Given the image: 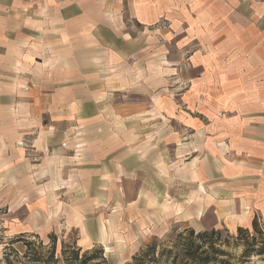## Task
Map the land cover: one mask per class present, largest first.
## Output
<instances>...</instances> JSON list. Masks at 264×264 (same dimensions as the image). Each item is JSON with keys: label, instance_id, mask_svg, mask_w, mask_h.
I'll return each mask as SVG.
<instances>
[{"label": "rangeland", "instance_id": "374dc122", "mask_svg": "<svg viewBox=\"0 0 264 264\" xmlns=\"http://www.w3.org/2000/svg\"><path fill=\"white\" fill-rule=\"evenodd\" d=\"M182 1L174 0L178 6L160 11L151 22L143 12L149 6H137L135 0L0 1L7 10L13 6L8 25L15 27L20 17L30 25L43 21L41 39L46 40L44 52L30 45V54L8 62L11 77L6 78L13 88L6 100L12 108L0 110V264L4 248L17 238L30 243L11 246L20 257L15 263L21 264H42L33 263L31 254L45 257L54 242L56 258L62 246L70 252L80 248L79 259L101 248L106 264H129L153 238L164 243L189 228L219 230L222 240L232 243L233 226L248 215L246 204L240 202L244 209L238 213L234 203L244 173L233 169L244 158L234 154L231 142L211 136L196 149L182 122L197 114L193 95L202 80L199 104L214 109V115H199L205 122L240 116L218 102L223 70L221 84L240 74L253 90L264 86V14L244 18V0L231 8L221 5L214 15L221 41L198 43L194 1ZM253 1L259 5L261 0ZM52 2L65 10L100 8L107 27L78 29L64 42L63 35L74 29L53 16ZM239 17L253 29L229 41L224 28ZM31 30L29 40L35 41ZM215 52H242L250 59H206ZM9 154L13 166L5 169ZM198 165L209 169L200 184L193 181ZM43 201L50 207L45 215L39 210ZM228 203L231 207L221 208ZM249 215L264 235L260 212L253 209ZM238 228L253 233L251 225ZM224 250L240 264L242 246L232 243ZM248 260L245 264H264V256L252 254Z\"/></svg>", "mask_w": 264, "mask_h": 264}, {"label": "crops", "instance_id": "0c3cea01", "mask_svg": "<svg viewBox=\"0 0 264 264\" xmlns=\"http://www.w3.org/2000/svg\"><path fill=\"white\" fill-rule=\"evenodd\" d=\"M1 1V0H0ZM8 1V0H5ZM164 2L162 4L161 2ZM174 0H135V2L141 5L147 4L149 7L146 12H144V19H149V22L155 21L157 14L160 11L166 12V10L171 9L174 4ZM180 4L183 3L182 0ZM190 1V0H189ZM193 7H195L198 17L196 19L197 24V36L196 40L198 43H204L207 41L213 42L215 44L217 41H221V26L219 22V26H217V17L214 18L216 9H219L221 5L226 8H231L232 5H236V0H192ZM51 2H48L50 4ZM50 5V10L53 13V16L57 19H66V28H73L74 31L72 33H65L62 37L63 41L67 42V38H69L72 34L76 35L78 29L86 31L88 29H97L103 28L106 26L104 20H102V12L100 8H97L95 12H91L88 8H83L80 6L69 7V9L65 10L64 7H60L54 4ZM227 3V4H226ZM178 6V5H175ZM174 6V7H175ZM12 9L7 10V7H3L0 5V110H10L12 108L11 101H7L6 99L9 97V93L12 92L13 84L11 81H8L6 77H11V74L8 73V62L12 61L14 58L22 59L23 54H30V45L36 46V48L40 52H44L45 48V39H41V33L43 31L44 22L37 20L34 24H29L27 20H23L20 17V22L16 24L15 27H12L11 21L10 25L7 24V19L13 14V6ZM222 8V7H221ZM241 8L244 10V18L246 16L252 14L253 12H259L260 16L264 14V0L260 1L258 5L256 1L253 0H244L241 4ZM148 12V16L145 17V14ZM207 14L208 20H205ZM214 18V19H213ZM237 19V18H236ZM56 20L53 23H59L60 21ZM195 23V22H194ZM230 26H225V30L227 32L228 40H237L241 35L244 37L247 28H252L250 23L246 20L241 19L240 17L233 22ZM188 25H185L186 33L188 34ZM34 26L35 28H32ZM19 27L20 29L17 32H13L14 29ZM107 27V26H106ZM192 28L193 25L191 26ZM254 27V26H253ZM55 29L60 30V25H56ZM212 30V33H205V29ZM35 29V30H34ZM218 29V31H217ZM253 29V28H252ZM35 33V37L37 40H29L30 32ZM42 30V31H41ZM225 35V34H224ZM246 35H250L247 33ZM241 36V37H242ZM182 37H185V34H182ZM242 37V38H243ZM60 38V37H59ZM72 38V36H71ZM225 39L227 37H224ZM241 38V40H242ZM65 39V40H64ZM222 45H225V42H221ZM237 44V43H236ZM239 45V44H238ZM54 46V45H53ZM240 46V45H239ZM223 56V58H217V56ZM228 57H227V56ZM231 59L235 57L236 60L247 61L248 54L247 53H212V57L206 58L207 60H218V59ZM197 58V56H196ZM199 60V57L197 58ZM204 60V58H203ZM262 60V58H260ZM225 68H222V70ZM223 75L220 77L219 82V100L221 104L225 105V108H228L230 111L234 110V114L240 113V116H233L227 119L221 118H208L207 122H205L206 118L199 116L200 114L204 116V112H207L209 115H214V109H208L204 104H199V93L200 90L203 89V85L198 81L196 86V91H194L193 97L197 101L194 105L196 106V116H191L190 118H184L182 125L186 128L190 129L191 136L190 140L197 141L196 149H202L203 147L200 145L202 140L204 141L206 138L213 137L215 141H226L231 142L230 148H232L236 153V156H240L244 158V163L239 166V168H234L235 173H244V176H239L242 179L240 188H238V194H236L235 203L237 208H239L238 213H241L242 209L240 202L242 201L246 204V208L248 209V215L245 218V221L242 223H235L233 226V230H236L238 227H249L253 220V215L250 217V210L255 209V213L258 214L260 212L261 217L264 220V86H260L258 90H253V88L248 85L242 83V80L238 78L240 74L234 75V79L230 81L232 78L225 79L226 81L221 84V81L224 78V73H227V69L223 70ZM264 69H261L263 73ZM10 72V69H9ZM222 74V73H221ZM220 74V75H221ZM222 78V79H221ZM227 82V83H226ZM203 91V90H202ZM201 91V92H202ZM197 92V95H196ZM4 100V102H2ZM202 110V113L200 112ZM206 110V111H205ZM192 125V127H191ZM191 127V128H190ZM5 133L10 134V132L6 131V128L2 129ZM210 138V139H211ZM2 139H0L1 141ZM4 146H7L8 140L3 139ZM231 145H233L231 147ZM222 149V148H221ZM229 149V148H228ZM227 149V150H228ZM13 155H6L4 158L5 169L13 166L12 158ZM255 162V165L253 164ZM4 169V170H5ZM3 170V169H1ZM0 170V171H1ZM103 171L105 168L103 166ZM205 166H196V169L193 171L194 175L197 178H194V183H199L204 177L202 176L203 172H207ZM250 175V176H249ZM256 175V176H254ZM242 187V188H241ZM30 193V192H28ZM236 193V191L234 192ZM39 205V210L41 214H48L50 211V207H48V203L41 202ZM54 205V204H53ZM232 204L225 205L221 208L231 207ZM54 209V208H53ZM230 210V209H228ZM225 212V211H224ZM79 221H81L79 215H77ZM218 220H224L223 217L218 218ZM100 240L102 237L100 236Z\"/></svg>", "mask_w": 264, "mask_h": 264}, {"label": "trees", "instance_id": "16d2710c", "mask_svg": "<svg viewBox=\"0 0 264 264\" xmlns=\"http://www.w3.org/2000/svg\"><path fill=\"white\" fill-rule=\"evenodd\" d=\"M251 233L248 229L237 228L236 236L229 237L233 246H242V251L238 257L240 264L248 262L252 254L264 256V235L258 228L257 219L251 222ZM24 241L25 246H29L22 238H17L4 248L2 260L4 264H21L18 254L11 248L12 244ZM228 241L222 240L219 230L195 232L193 229H186L177 234L171 241L160 243L153 238L149 244L142 248L132 258L129 264H235L233 257L228 255L224 247L232 246ZM80 248L69 251L68 246H62L59 258L56 253V244L52 243L51 248L41 257V253L33 252L31 261L33 263L55 264L59 259L64 264H106L102 258V249L87 250L79 259ZM12 258V259H11ZM16 258V259H15ZM96 261L95 263H91Z\"/></svg>", "mask_w": 264, "mask_h": 264}, {"label": "bare ground", "instance_id": "6f19581e", "mask_svg": "<svg viewBox=\"0 0 264 264\" xmlns=\"http://www.w3.org/2000/svg\"><path fill=\"white\" fill-rule=\"evenodd\" d=\"M235 203V202H234ZM235 211V210H234ZM234 215V214H233ZM239 216V215H238Z\"/></svg>", "mask_w": 264, "mask_h": 264}]
</instances>
